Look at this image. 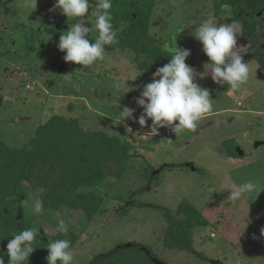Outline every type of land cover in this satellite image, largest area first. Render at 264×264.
I'll return each mask as SVG.
<instances>
[{"label": "rangeland", "instance_id": "rangeland-1", "mask_svg": "<svg viewBox=\"0 0 264 264\" xmlns=\"http://www.w3.org/2000/svg\"><path fill=\"white\" fill-rule=\"evenodd\" d=\"M0 1V141L10 148L21 147L34 137L39 125L59 115L79 120L85 130H101L132 145L133 156L120 177L115 176V164L107 166L108 176L98 191L104 199L101 213L88 220L80 209L62 208L43 210L38 216L36 224L50 234L57 233L58 221L63 219L78 235L72 247L73 264H86L93 256L126 243L146 245L164 264H264V191L247 200L228 201L233 183L256 180L264 190V78L256 59L244 61L249 65V80L236 94L227 91L226 84L213 83L210 76L197 77L196 82L210 90L214 101L212 113L199 122L195 132L177 136L170 130L171 139L143 137L151 120L141 129L134 120L120 122L116 115L127 106L136 109L138 117L143 109L135 100L152 79L138 69L132 52L106 50L104 60L89 69L80 71L81 65L65 62V69L58 73L54 65L65 55L57 47L60 34L76 21H68L54 8L56 0H36L34 9L32 0ZM89 3L95 6V0ZM149 3L153 4L147 31L155 40H169L178 27L191 22L177 36V45L191 52L186 64L203 71L207 57L192 32L202 20L214 17L212 0H143L142 8L149 10ZM91 12L82 19L92 29L89 38L93 39L97 35L95 9ZM221 16L219 23H226L229 9L223 8ZM125 25L126 21L119 29ZM262 40L264 16L257 38L251 42L238 39V45L246 46L244 55L252 54L264 50ZM124 81L132 91L116 88ZM228 139L238 144L236 158L226 156L222 142ZM169 163H186V167L166 170L148 182V166L157 169ZM187 163L201 172L192 171ZM135 190L143 192L133 201L160 206L177 218H184L183 213H176L181 203L203 216L206 225L191 230L190 238L193 249L207 261L163 248L167 224L161 211L132 206L120 214ZM32 202L33 198L28 208L33 211Z\"/></svg>", "mask_w": 264, "mask_h": 264}, {"label": "trees", "instance_id": "trees-1", "mask_svg": "<svg viewBox=\"0 0 264 264\" xmlns=\"http://www.w3.org/2000/svg\"><path fill=\"white\" fill-rule=\"evenodd\" d=\"M140 1L134 3L131 0H113L111 15L119 43L116 46H105V49L132 52L138 69L144 76L152 78L157 68L168 63L169 57L162 51L163 42L148 35L149 12L153 3H149V10H144L143 0ZM212 5L213 15L217 19L223 20L221 11L228 8L230 17L224 21L230 23L238 20L244 25L238 39L251 42L257 38L258 27L263 23L264 0H212ZM2 6L0 1V7ZM114 15H118L117 18ZM124 21L126 25L120 30ZM63 57L64 55L61 59ZM251 59L257 60L259 71L264 77V50L253 52ZM222 146L228 157H238L235 150L238 144L235 140H225ZM131 149L132 145L126 139L108 135L101 130H85L79 120L59 115H52L39 125L34 137L21 147L10 148L0 141V256H3L4 264H8V241L14 234L28 228L38 232V239L34 244L36 250L25 264H47V245L56 239L69 240L72 248L78 235L71 228H68L67 233L50 234L36 224L38 216L28 208L32 198L38 196L43 200L45 213L62 208L80 209L91 220L101 213L104 203L98 191H101L108 176L107 166L115 164V176L120 177L133 156ZM189 164L192 171L201 172L192 163ZM181 167H186V163H169L157 169L148 166V182L153 183L166 170ZM155 170L159 172L153 174ZM81 188L87 190L82 192ZM39 189L43 191L40 192ZM142 192L133 191L125 200V205L119 209L120 214H125L132 206L151 207L161 211L167 224L162 240L163 248L185 251L207 261V257L193 249L190 238L191 230L206 225L203 216L189 204L181 203L178 206L176 213H183L184 218H177L160 206L133 201L132 198ZM156 262L162 263L146 245L126 243L93 256L86 264Z\"/></svg>", "mask_w": 264, "mask_h": 264}, {"label": "clouds", "instance_id": "clouds-1", "mask_svg": "<svg viewBox=\"0 0 264 264\" xmlns=\"http://www.w3.org/2000/svg\"><path fill=\"white\" fill-rule=\"evenodd\" d=\"M35 5L36 0H32L33 9ZM112 7L113 0H95L94 7L89 0H56L54 8L59 9L68 21H76L59 37L57 47L59 51L65 53L63 57L65 62L81 65L80 71H83V68L89 69L96 62L104 60L105 46L118 45L117 29L111 15ZM93 8L97 30L94 41L89 38L92 29L85 26L86 21L82 19L86 13L89 16L93 15L91 12ZM190 23L189 21L178 27L171 38L162 43V51L169 57L168 63L156 69L151 82L143 86L140 96L135 100L136 105L143 109L142 113L136 117L134 116L136 109L127 106L119 113L116 112L120 122L134 120L141 129L147 125L148 120H151L149 131L143 137L156 136L161 128H168L177 136L197 130L199 122L212 113L214 101L210 96V90L196 82L197 77L204 79L210 76L213 83L220 86L226 84L227 91L233 94L238 93L249 80V65L243 60L247 52L246 46L238 45V37L244 27L240 21L219 23L216 17H210L202 20L195 28L192 35L202 45V52L207 57L201 72L186 64L185 61L191 54L190 50L177 45V36L188 28ZM261 42L264 43V40ZM116 88L131 89L126 86V81L117 84ZM128 92L125 91L123 94ZM38 191L42 192L43 189ZM261 191L264 190H261V185L256 180L241 184L233 183L228 201L247 200L251 195L257 196ZM43 208V200L36 196L32 202L33 212L39 216ZM56 231L68 232L63 219L58 221ZM211 235L214 236L215 233ZM37 239L38 232L32 228L14 234L7 243L8 264H25L36 250L34 244ZM46 249L47 264H73L74 254L69 240L56 239L49 242ZM0 264H4L3 256H0Z\"/></svg>", "mask_w": 264, "mask_h": 264}, {"label": "water", "instance_id": "water-1", "mask_svg": "<svg viewBox=\"0 0 264 264\" xmlns=\"http://www.w3.org/2000/svg\"><path fill=\"white\" fill-rule=\"evenodd\" d=\"M251 58H252L251 54H246V55H244L243 60L246 61V60H249ZM64 69H65V62L64 61H62L60 63V65L56 66V70L58 73H61ZM237 151L239 152V149ZM240 155H242V153H240ZM156 264H163V263L156 262Z\"/></svg>", "mask_w": 264, "mask_h": 264}, {"label": "built area", "instance_id": "built-area-1", "mask_svg": "<svg viewBox=\"0 0 264 264\" xmlns=\"http://www.w3.org/2000/svg\"><path fill=\"white\" fill-rule=\"evenodd\" d=\"M158 135L161 136L162 138L171 139L170 129H168V128L159 129Z\"/></svg>", "mask_w": 264, "mask_h": 264}, {"label": "flooded vegetation", "instance_id": "flooded-vegetation-1", "mask_svg": "<svg viewBox=\"0 0 264 264\" xmlns=\"http://www.w3.org/2000/svg\"><path fill=\"white\" fill-rule=\"evenodd\" d=\"M56 28H58V27H56ZM251 55H252V54H251ZM62 61H64L63 58L61 59V61H60L59 63H55V65H54V69H55V70H56V66L60 65V63H61ZM64 62H65V61H64ZM56 72H57V70H56Z\"/></svg>", "mask_w": 264, "mask_h": 264}, {"label": "crops", "instance_id": "crops-1", "mask_svg": "<svg viewBox=\"0 0 264 264\" xmlns=\"http://www.w3.org/2000/svg\"><path fill=\"white\" fill-rule=\"evenodd\" d=\"M262 78H264V77L262 76L261 79H262ZM225 153H226V152H225ZM226 156H227V155H226ZM227 157H228V156H227ZM229 158H230V157H229ZM187 164H189V163H187ZM189 165H190V164H189Z\"/></svg>", "mask_w": 264, "mask_h": 264}]
</instances>
